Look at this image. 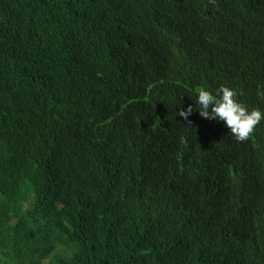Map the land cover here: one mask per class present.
<instances>
[{"label":"trees","instance_id":"16d2710c","mask_svg":"<svg viewBox=\"0 0 264 264\" xmlns=\"http://www.w3.org/2000/svg\"><path fill=\"white\" fill-rule=\"evenodd\" d=\"M153 1L0 0V264H264V199L218 202L176 118L156 136L141 119L156 81L159 113L206 86L173 57L189 49L261 111L264 141V77L242 53L264 0L244 21L216 16L227 0Z\"/></svg>","mask_w":264,"mask_h":264},{"label":"clouds","instance_id":"9594fccd","mask_svg":"<svg viewBox=\"0 0 264 264\" xmlns=\"http://www.w3.org/2000/svg\"><path fill=\"white\" fill-rule=\"evenodd\" d=\"M215 1L209 0L213 4ZM163 2L154 0L153 4ZM253 8L247 0H227L225 6L214 13L225 21L236 18L244 21ZM164 16L169 17L167 14ZM163 36L175 41L169 34ZM242 43L248 46L242 53L253 63V69L264 77V40L249 36ZM186 50L178 57L173 56L175 61L193 65L195 84L203 83L206 86L197 90L191 103L188 100L180 103L172 98L159 113L157 103L167 95L164 89L166 85L156 81L145 94L147 103L141 119L145 113L147 115L142 130L156 136L158 127L175 117L176 125L165 129L173 140L184 147L187 155L195 160L196 156L190 154V149L202 157L197 162L200 179L203 188L213 198L224 204H228L231 199L242 202L255 189L254 192L264 199V141L255 135L260 131L258 124L262 119L261 111L255 108L250 110L247 102L236 95L229 86L230 76L225 71L200 63L194 51ZM191 56L192 59H189ZM232 62L236 77L245 80L241 59L237 61L233 56ZM115 94L119 96V92ZM196 124L207 126L204 135H199L205 146L196 143L199 140L197 134H200L193 127Z\"/></svg>","mask_w":264,"mask_h":264},{"label":"bare ground","instance_id":"6f19581e","mask_svg":"<svg viewBox=\"0 0 264 264\" xmlns=\"http://www.w3.org/2000/svg\"><path fill=\"white\" fill-rule=\"evenodd\" d=\"M176 199H177V198H176ZM176 199H175V200H176ZM183 255H184V254H183Z\"/></svg>","mask_w":264,"mask_h":264}]
</instances>
